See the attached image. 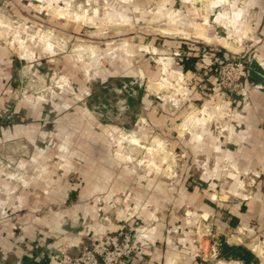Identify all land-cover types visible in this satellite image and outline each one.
I'll use <instances>...</instances> for the list:
<instances>
[{
    "label": "rangeland",
    "instance_id": "rangeland-1",
    "mask_svg": "<svg viewBox=\"0 0 264 264\" xmlns=\"http://www.w3.org/2000/svg\"><path fill=\"white\" fill-rule=\"evenodd\" d=\"M244 3L0 0V128H27L47 148H5L1 157L13 162L0 171L58 177L76 190L79 175L107 168L128 180L110 206L138 251L153 224L170 225L175 243L184 226L196 254L217 264L226 210L254 184L246 174L237 181L234 165L247 146L241 120L259 92L247 71L264 41L237 32Z\"/></svg>",
    "mask_w": 264,
    "mask_h": 264
},
{
    "label": "crops",
    "instance_id": "crops-1",
    "mask_svg": "<svg viewBox=\"0 0 264 264\" xmlns=\"http://www.w3.org/2000/svg\"><path fill=\"white\" fill-rule=\"evenodd\" d=\"M136 2L144 6L148 4V0ZM234 19L235 24L243 27L238 33L244 31L248 38L264 40V0H245ZM255 45L258 59L252 63L258 67L253 70L257 81L250 83L258 86L259 92L250 96L251 107L240 123L242 141L247 146L234 160L239 172L236 180L244 174L250 175L253 190L248 200L235 202L227 208L221 238L228 246L247 249L255 258L250 264H264V41H255ZM29 134L27 128H0V151L5 152L7 148L8 152H15L17 148L30 152L32 146L47 150L43 144L31 142ZM21 136L29 143H8ZM39 161L43 163L42 159ZM4 162L13 160L2 158L0 166ZM28 163L24 161L23 165ZM95 166L98 167L99 163ZM106 169L79 175L76 190L62 178L47 175L32 178L27 172L17 177L1 170L0 264H59L62 253L78 255L88 245L91 236L114 234L122 229L120 214L110 204L113 195L120 192L128 180L118 178L117 181L111 175L112 171ZM118 183L121 184L116 185ZM98 198L102 199L103 205L98 204ZM198 209L206 215H220L206 203H201ZM167 227L153 224L149 229L151 240L141 241L138 253L130 256L124 264L207 263L196 254L197 246L190 240L186 227L183 226L178 243L170 240V234L165 232ZM217 260V264H245L224 259L219 251Z\"/></svg>",
    "mask_w": 264,
    "mask_h": 264
},
{
    "label": "built area",
    "instance_id": "built-area-1",
    "mask_svg": "<svg viewBox=\"0 0 264 264\" xmlns=\"http://www.w3.org/2000/svg\"><path fill=\"white\" fill-rule=\"evenodd\" d=\"M240 66V64H238ZM237 65V67H239ZM239 70H243L240 66ZM88 245L76 256L62 253L59 264H124L138 252L136 238L131 230L120 229L114 234L94 235Z\"/></svg>",
    "mask_w": 264,
    "mask_h": 264
},
{
    "label": "trees",
    "instance_id": "trees-1",
    "mask_svg": "<svg viewBox=\"0 0 264 264\" xmlns=\"http://www.w3.org/2000/svg\"><path fill=\"white\" fill-rule=\"evenodd\" d=\"M194 61L195 57L185 58L180 63L181 69L184 72L192 71ZM257 68L258 67L254 63L251 64V68L247 71V78L249 82L255 83L257 81V77L253 72V70ZM218 251L220 253V256L224 259L238 260L244 262L245 264H250L255 259L254 256L247 249L241 246H228L227 244H225L222 238L218 246Z\"/></svg>",
    "mask_w": 264,
    "mask_h": 264
},
{
    "label": "bare ground",
    "instance_id": "bare-ground-1",
    "mask_svg": "<svg viewBox=\"0 0 264 264\" xmlns=\"http://www.w3.org/2000/svg\"><path fill=\"white\" fill-rule=\"evenodd\" d=\"M195 121V120H194ZM188 125V124H187ZM155 151H159V152H164V146H160L159 144L157 146H154V148H152Z\"/></svg>",
    "mask_w": 264,
    "mask_h": 264
}]
</instances>
